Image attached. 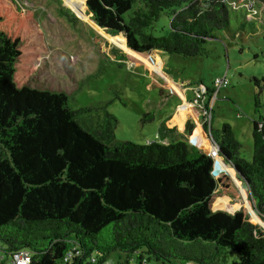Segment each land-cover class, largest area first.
Here are the masks:
<instances>
[{
  "label": "trees",
  "instance_id": "16d2710c",
  "mask_svg": "<svg viewBox=\"0 0 264 264\" xmlns=\"http://www.w3.org/2000/svg\"><path fill=\"white\" fill-rule=\"evenodd\" d=\"M241 1L85 4L105 34L150 59L206 56L230 13L246 21L250 9L231 8ZM250 1L264 17V0ZM163 16L168 23L158 27ZM46 51L35 11L0 0V264L21 252L28 264H102L111 252L135 264H264L262 229L243 211L214 210L237 192L205 149L183 141L104 143L78 122L83 110H70L64 92L31 84V67ZM210 135L264 220V120L253 121L250 160L239 155L228 124Z\"/></svg>",
  "mask_w": 264,
  "mask_h": 264
},
{
  "label": "rangeland",
  "instance_id": "374dc122",
  "mask_svg": "<svg viewBox=\"0 0 264 264\" xmlns=\"http://www.w3.org/2000/svg\"><path fill=\"white\" fill-rule=\"evenodd\" d=\"M85 1L18 0L23 7L35 11L47 47L31 67L33 86L64 92L70 110H83L78 122L99 134L108 145L123 141L145 145L169 139L168 143H193L208 154L205 129L202 127L205 132L200 137L188 125L193 121L196 125L200 118L189 120L184 116V130L175 127L180 138L165 131L163 135L162 125L183 105V98L187 103L192 101V90L200 87V82L211 89L215 78L226 76L228 85L220 90L211 107V131L218 132L228 124L240 144L239 155L250 160L253 121L264 120V17L258 9L245 22L239 13H230L228 29L217 32L216 38L206 43V56L181 58L159 53L161 72L155 55L150 59L148 55L135 57L118 37H110L98 28L90 20ZM248 20L255 23L248 24ZM167 23L163 16L157 25ZM117 55L126 60H119ZM155 71L164 78L160 79ZM188 109L186 104L184 113ZM179 112L177 109L176 114ZM212 160L215 172H226L237 192L234 198H219L214 210L229 214L243 211L248 221L264 233V220L254 210L247 188L219 154ZM3 259L9 264L8 258ZM126 259L125 254L111 252L106 261L117 264Z\"/></svg>",
  "mask_w": 264,
  "mask_h": 264
},
{
  "label": "built area",
  "instance_id": "2783aa9c",
  "mask_svg": "<svg viewBox=\"0 0 264 264\" xmlns=\"http://www.w3.org/2000/svg\"><path fill=\"white\" fill-rule=\"evenodd\" d=\"M253 2L250 0H242L240 3H232L231 8L233 10H240L243 11L244 8L250 9V14L247 17L254 16L257 13V8H253ZM158 71H162L161 63L157 67ZM228 85V80L226 76L221 78H215L212 82V88L206 89L203 85L200 84V87L195 88L192 90L193 92V99L188 103V106L195 108L194 110L197 112L196 116L200 118V125L205 129L208 141L209 152L208 155L212 158L214 155L218 154V146L213 141L210 135V112L212 104L214 103L215 99L218 97L221 89L226 88ZM204 131V132H205ZM29 255L26 252L18 253L14 256L11 264H28L29 262ZM131 259H126L124 263H117V264H128ZM91 264H96L94 259L90 260ZM102 264H111L107 261L103 262ZM140 264H152L147 262L145 259L140 262Z\"/></svg>",
  "mask_w": 264,
  "mask_h": 264
},
{
  "label": "crops",
  "instance_id": "0c3cea01",
  "mask_svg": "<svg viewBox=\"0 0 264 264\" xmlns=\"http://www.w3.org/2000/svg\"><path fill=\"white\" fill-rule=\"evenodd\" d=\"M152 55H155L156 57H157V59H158V61H159V63H161V60H160V58H159V55H157V54H152ZM151 55V56H152ZM147 56V55H146ZM146 56H142V58L143 57H146ZM151 56H150V58H151ZM156 72V74H157V72L158 71H155ZM162 72V71H161ZM158 73L157 74V76H159L160 77V79H163L164 78V76L163 75H161L162 73ZM199 84H201V83H199ZM178 95L180 96V99H181V95H180V93L178 92ZM183 98V97H182ZM183 105L182 106H178L175 110H174V113L172 114V115H169V116H167L166 118H165V120H164V124L162 125V133H163V135H165V133H164V131L165 132H167L168 134H170L171 136H174V134L175 135H177L178 133H177V131H176V129H175V127H177L178 128V130H180V131H183L184 130V127H185V125L187 124V122H185V120H184V116H187L188 117V119L189 120H195L196 119V112H195V110H194V108H191L190 106H189V108L190 109H188V111L186 112V113H184V110H185V108H186V104H188L187 102H185L184 101V98H183ZM177 109H179V113L178 114H176V110ZM175 115V116H174ZM198 119V118H197ZM196 119V120H197ZM177 125V126H176ZM189 125V127L190 128H193L194 129V133L196 134V133H198L199 135H200V137H201V134H202V136L204 135L203 133H204V130L202 129V126L200 125V121H198V123L195 125V121H193V122H190V124H188ZM192 129V130H193ZM176 131V132H175ZM179 135V134H178ZM177 135V137H179L180 138V135L178 136ZM204 137V136H203ZM202 137V138H203ZM168 140L169 139H163V143L162 144H166V143H168ZM188 144L189 145H194L193 143L191 144V143H189L188 142ZM220 156V155H219ZM221 159H223L222 157H221Z\"/></svg>",
  "mask_w": 264,
  "mask_h": 264
},
{
  "label": "water",
  "instance_id": "95a60500",
  "mask_svg": "<svg viewBox=\"0 0 264 264\" xmlns=\"http://www.w3.org/2000/svg\"><path fill=\"white\" fill-rule=\"evenodd\" d=\"M232 171L235 173V175H237L238 177H240L239 173L237 171H235L234 168H232Z\"/></svg>",
  "mask_w": 264,
  "mask_h": 264
}]
</instances>
